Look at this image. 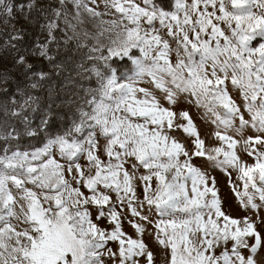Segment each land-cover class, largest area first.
<instances>
[{
    "label": "snow or ice",
    "instance_id": "6c2138e0",
    "mask_svg": "<svg viewBox=\"0 0 264 264\" xmlns=\"http://www.w3.org/2000/svg\"><path fill=\"white\" fill-rule=\"evenodd\" d=\"M58 3L43 25L48 40L31 55L63 69L54 63L59 53L49 51L53 43L59 48L55 33L62 31L65 46L75 38L77 48L88 49L87 59L99 62L84 69L97 86L83 102L87 109L81 106L78 119L54 134L48 132L51 111L32 127L25 113L37 110L38 98L17 90L22 99L11 114L22 119L23 128L0 122V142L45 135L40 146L0 147V264H104V256L113 264L117 257L118 264H155L142 239L145 228L129 221L140 239L123 231L125 208L153 226L156 243L166 250L165 264H257L264 248L257 228L264 225L258 215L264 208V0H173L170 10L157 0ZM15 8L13 0H0V14L13 17ZM86 21L92 30L78 32ZM19 39L17 31L9 42ZM116 58L124 70L113 66ZM14 60L32 89L39 87L33 77H49L31 72L25 55L17 52ZM181 98L204 110L220 146H205L190 113L176 110ZM0 108L7 114L6 104ZM248 128L255 134L245 137ZM174 131L190 138L191 146L171 136ZM194 157L224 172L240 205L256 213L257 221L223 210L216 178L195 166ZM140 168L145 172L137 176ZM137 179L142 198L133 184ZM89 206L110 230L93 222ZM110 241L117 243L115 251L107 247Z\"/></svg>",
    "mask_w": 264,
    "mask_h": 264
},
{
    "label": "rangeland",
    "instance_id": "374dc122",
    "mask_svg": "<svg viewBox=\"0 0 264 264\" xmlns=\"http://www.w3.org/2000/svg\"><path fill=\"white\" fill-rule=\"evenodd\" d=\"M17 1V2H16ZM29 2H32V0H14V4L16 6L14 16L9 17L3 14H0V29L4 30L5 32H9L10 36L19 32L20 38L24 37L26 39H31L32 44L30 49L23 50V47L20 48H13L12 42H9V39H2L0 36V69H3L2 61L15 63L14 56L17 54V52L21 55H25L27 61H31L32 59H38L39 61H46L43 57H40L39 55H31V52L34 50V48H38L39 45L44 44L48 40V32L45 25L46 21L48 19L53 18V12L52 10L59 7L58 0H35L34 6L31 9L30 14L27 16L25 15L28 13L27 4ZM139 2V0H137ZM23 8V11H20V9ZM101 10H103V6L101 5ZM75 23V21H73ZM221 27H225L224 25H221ZM60 28L65 29L67 31L68 36H73V32L70 29H66V26L61 22ZM89 30L91 31V23L87 22L84 25H80L77 28L78 32H83V30ZM226 30V28H225ZM55 36L57 40L60 42L59 48H57V45L55 43L50 45V53L55 52L56 50H68L73 52L76 55V62H79V65H83V68L78 67L77 65V71H81L82 69H90L93 66V63H99L94 61H89L87 59L88 55V49L87 48H77V40L74 38L72 41L69 42L67 46L64 45L63 40L66 38L64 35V32L62 31H56ZM167 39H170L168 37H165ZM85 38L81 35L80 40H84ZM103 43H108L106 39L102 38ZM259 41H257L255 44H257ZM89 45L92 44V41H87ZM173 48L176 47L175 43L172 42ZM77 54H79V58L77 57ZM172 59L175 60V52L172 53ZM46 73L51 72V66L48 64L45 67ZM90 75H93L90 71H88ZM234 96H236V93H233ZM88 98H90V93L88 91ZM237 102L240 103L239 99H237ZM87 107V105H86ZM87 109V108H86ZM187 110L200 134L201 139L205 141L206 147H213V146H220V142L213 137V133L216 131V125L211 123L210 120H207L204 118L203 109H198L194 104H187L183 98H181V102L176 107V110ZM90 110V109H88ZM245 118L249 119L248 114L244 113ZM78 119V116L76 117ZM238 124V121H237ZM255 133L251 128L245 129V137L248 135H254ZM229 135H234L233 132H229ZM171 136L175 137L179 142L184 144L185 146H191V140L190 138H187L185 134L182 131H174L171 133ZM237 140L241 139L239 136H235ZM101 143H103V140L101 139ZM239 153V148L237 149ZM242 159L246 160L248 163H253L254 161L247 157L246 155L242 154ZM102 159H107V157L102 156ZM193 164L197 167H200L201 169L207 170L211 173L212 176H214L217 180V188L219 189V196L221 198L222 207L223 210L231 217L237 218V219H243L244 217H249L252 221H257V214L254 213L251 210L244 209L240 203L238 202L236 196L232 192L231 188L229 187L227 183V177L224 174L223 171L220 169H213L209 167L208 162L201 157H194L193 158ZM230 172H232L231 169H229ZM145 170L143 168H140L137 176H139L140 173H144ZM236 173L232 172V179L235 183H239L235 179ZM70 181L72 178L70 176L67 177ZM133 184L137 188V195L142 198V192L143 187L139 184L138 179L136 181H133ZM28 187H32V185H27ZM73 186H76L73 182ZM11 188V185H10ZM12 194L19 200V194L17 191L12 188ZM39 191V190H37ZM81 191L85 192V194H88L86 189L81 188ZM113 197V201L115 198L114 193H110ZM259 203V201L257 200ZM145 209H147V205H145ZM19 209H17L18 211ZM91 219L93 222L97 223L101 228L111 229V225H109L108 220L104 219L102 221H96V210L92 206H89ZM119 210V209H118ZM259 218L261 220H264V208H261V210L258 213ZM150 218L155 221L157 219L155 212L153 211L150 214ZM130 220H135L137 223H140L142 227L145 228L144 235L142 239L144 242L148 245L149 249L152 250L155 254V264H165V253L166 250L161 248L155 241L154 238V232L155 229L151 224H148L145 221L139 220V218L131 217V214L127 212V209L125 208L122 218H121V224L123 231L127 234V236L132 237L133 239H140L141 237L136 233L135 229L131 226ZM14 222V221H13ZM258 230L261 232L262 235H264V225L257 224ZM107 247L112 248L114 251L117 249V243L110 241L107 245ZM104 260V264H113V261L109 259L107 256L102 257ZM255 259L257 260V264H260V261L264 260V248L259 250V253L256 255ZM117 264H118V257H117ZM140 264H144V261L141 259Z\"/></svg>",
    "mask_w": 264,
    "mask_h": 264
},
{
    "label": "trees",
    "instance_id": "16d2710c",
    "mask_svg": "<svg viewBox=\"0 0 264 264\" xmlns=\"http://www.w3.org/2000/svg\"><path fill=\"white\" fill-rule=\"evenodd\" d=\"M172 2L173 0H157V3L166 10H170V3ZM0 36L2 39L10 38L9 32H5L2 29H0ZM31 42V39H26L24 37L17 41H12V43L16 44L17 48L21 49L23 47L24 51L32 48ZM256 42H254V44ZM57 53H59V55H56ZM50 54L56 55L54 63H62L65 67L63 69H56L53 64H50L47 60L39 61V58L29 61V63L33 65L31 72H46V65L49 64L51 66L52 71L47 72L49 73L47 79L39 81L38 77H33L32 82L39 83V87L36 89L30 87L31 82L25 78L22 66H16L15 63L2 61L4 68L0 69V105L6 104L8 111L7 114H5L3 108H0V122L6 123L11 128H23L22 119L12 116L11 114L12 109L18 107L22 99V96L17 91L18 89L20 92H27L38 98L34 105L37 110L25 113V115L29 116L32 127L39 125L41 117L45 112L51 111L50 123L48 126L49 133L54 134L67 128L71 124L73 118L78 116V109L81 106L87 108L83 102L88 99L89 89H93L97 86L96 77L90 75L88 71L84 69L77 71L79 62H76V55L73 52L60 49ZM79 56L80 55L77 54L78 58ZM113 66L120 70H124V63L119 58H116V63ZM5 89L7 91H5ZM13 99H15L16 104L12 103ZM44 135V133H41L37 138L23 137L18 142L11 141L7 144L0 142V147L18 146L24 150L28 149L30 145L40 146Z\"/></svg>",
    "mask_w": 264,
    "mask_h": 264
}]
</instances>
